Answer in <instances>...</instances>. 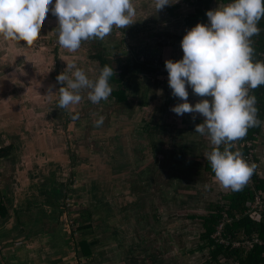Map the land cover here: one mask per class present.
I'll list each match as a JSON object with an SVG mask.
<instances>
[{"label":"rangeland","instance_id":"374dc122","mask_svg":"<svg viewBox=\"0 0 264 264\" xmlns=\"http://www.w3.org/2000/svg\"><path fill=\"white\" fill-rule=\"evenodd\" d=\"M178 3L180 7L173 13L167 11ZM216 3L211 9L218 7ZM134 6L133 24L125 29L115 27L101 48L109 65L119 73L116 65L125 60L141 58L150 66L148 54L138 55L134 49L143 46V50L154 52L155 46L151 66L157 71L127 75L120 84L110 83V96L99 103H92L87 90H81L83 98L71 111L57 105L56 91L62 82H57L56 76L67 63L87 70L90 78L99 74L101 62L92 58L96 49L90 39L82 41L74 52L62 48L55 29L57 18L51 11L30 41L23 34L12 39L0 36V88L4 92L0 106L5 110L10 106L8 117L0 110V147L16 143L15 153L0 166V200L5 199L9 213L7 218L0 215V264H150L149 253L166 255L167 249L177 264H193L195 259L204 264L209 255L198 238L202 217L212 212L211 207L226 204L223 198L232 189L214 178H204L200 171L195 186L178 184L175 174H181L176 173L172 159L181 157L179 152L199 138L206 141L200 142L204 148L213 146L205 135L194 132L195 125L204 119L202 115L172 112L178 98L171 91L166 102L155 98L171 90L165 82L164 62L182 57L180 36L189 29L187 17L196 7L184 0L158 12L151 3ZM137 40L141 44L136 45ZM132 77L133 82L154 86L148 98L151 103L146 101L154 108L144 104L139 91L134 94L128 88ZM123 89L142 104L137 106L140 109L127 93L125 102L114 95ZM191 93V103L204 98ZM75 113L79 116L74 120ZM101 115L103 123L97 125ZM151 120L152 125L157 124L155 132L148 128ZM165 121L168 132L161 136L158 126ZM153 145H165V152L158 168L149 169L150 181L145 179L143 167L148 163L146 151ZM251 146L257 151L256 143ZM123 149L129 154L122 158L124 166H118L116 160L126 156ZM188 164V160L183 163L187 168ZM128 189L132 193L126 195ZM132 203L134 207H130ZM262 213L254 212L253 217L260 220ZM82 224L91 227L82 231ZM144 227L151 228L147 237ZM84 241L94 245L93 254L79 260L75 249L81 253L79 245ZM154 258L159 264V257Z\"/></svg>","mask_w":264,"mask_h":264},{"label":"clouds","instance_id":"9594fccd","mask_svg":"<svg viewBox=\"0 0 264 264\" xmlns=\"http://www.w3.org/2000/svg\"><path fill=\"white\" fill-rule=\"evenodd\" d=\"M176 2L151 0L156 12ZM49 11L57 18L58 44L72 52L82 41L102 40L113 27L125 29L137 13L133 0H0V36L11 39L23 34L30 41ZM206 17V23L198 22L186 30L180 41L182 57L164 62L171 95L178 98L170 110L177 115L203 116L194 132L205 135L213 146L204 157L221 186L238 190L255 167L233 149L248 128L261 123L257 98L250 90L264 85V61L253 59L251 38L260 32L264 0H227L207 10ZM114 72L106 64L93 79L75 63H67L56 76L62 82L56 91L58 107L71 111L83 98L81 90H87L92 103L106 100L112 92L109 80ZM189 88L204 98L189 102ZM78 116L75 113L72 119ZM103 120L101 115L95 123L100 125Z\"/></svg>","mask_w":264,"mask_h":264},{"label":"trees","instance_id":"16d2710c","mask_svg":"<svg viewBox=\"0 0 264 264\" xmlns=\"http://www.w3.org/2000/svg\"><path fill=\"white\" fill-rule=\"evenodd\" d=\"M190 6L194 5L196 11L187 17V23L189 28L194 26L198 22H207L206 11L211 9L214 2L225 3L227 0H184ZM180 4H176L170 9L173 12L175 9L179 8ZM258 27L260 32L254 35L252 40L253 59L264 61V17L258 22ZM117 29V28H116ZM115 27L110 33L114 32ZM107 34V35H110ZM106 35V36H107ZM106 36L100 40L97 38H90L91 46L96 49L95 54L92 55L94 60H100L101 66L109 65L104 54L103 44L107 43ZM183 37V36H182ZM182 39V38H181ZM119 73L116 71L113 73L110 80L113 83L120 84L128 73L136 71L137 73L150 74L155 72V67L147 66L146 62L138 61L135 59L133 64L125 63L120 65ZM257 98L256 106L258 108L257 117L260 120L258 126L250 127L247 130V134L237 140L233 150L239 151L243 158L249 163V165H255L252 169V175H250V180H252L253 185L245 183L240 189L232 190V192L223 198L227 203L217 207H211L212 212L203 218V226L205 229V234L203 235V241H206L211 248V257L213 262L219 261L220 258H224L226 261H233L236 264H264V244L254 245L251 249L243 248H233L232 244L229 246L220 244V238L216 236L218 229L222 227L221 236L225 240L230 238L231 242L240 241L241 238L251 239L253 236H259L264 242V212L262 213V219L258 220L253 217L254 214H249L250 206L255 203L259 196L262 197L264 201V181L259 178L257 174V161L254 160V164H251V153L253 151V146L250 144L257 143L259 136L262 132V123L264 122V85L259 86L252 90V94ZM115 96L119 98L120 101H127L125 89L120 90L118 93H114ZM11 147V148H10ZM0 149V162L3 159L10 158L13 153H15L16 148L13 146ZM206 170L213 177L214 173L211 169L210 163H207ZM8 209L5 206V199L0 200V215L3 218L8 217ZM84 225V224H82ZM91 227V224L82 226L80 230H87ZM91 245L86 241L80 243L81 253H79V248L76 247L75 253L77 254V259L90 258L93 254ZM219 264V263H218Z\"/></svg>","mask_w":264,"mask_h":264},{"label":"crops","instance_id":"0c3cea01","mask_svg":"<svg viewBox=\"0 0 264 264\" xmlns=\"http://www.w3.org/2000/svg\"><path fill=\"white\" fill-rule=\"evenodd\" d=\"M140 1H142V2H140ZM133 3L135 4V3H137L139 6L137 7V8H139L140 7V4H143V5H146L147 3H151V0H133ZM152 4V3H151ZM179 4V3H178ZM219 3L217 2L215 5H218ZM174 5H176V4H174ZM173 5V6H174ZM213 5V4H212ZM173 6H171V7H168L167 8V11H170V9L171 8H173ZM179 7H180V5H179ZM171 13H173V12H171ZM190 29V28H189ZM185 34V33H184ZM183 34V35H184ZM183 35H181L180 36V40H181V38H182V36ZM3 37V36H2ZM13 37H11V39H12ZM1 41V40H0ZM136 42V41H135ZM1 43V42H0ZM139 45V44H141V43H139V40H137V43H136V45ZM1 45V44H0ZM147 50H148V48H147ZM156 47L154 46V48H153V51L154 52H152L151 50H149V52H147V51H145V50H143V46L141 47V48H139L138 47V49H134V51L138 54V52H139V54L138 55H140V52L142 53V54H148V55H146L147 57V59H148V61H150L151 63H150V66H151V64L153 63V56L155 57L156 56ZM137 59V58H136ZM135 61V59L132 61V62H129V60H125V62H122L120 65H123V64H125V63H130V64H133V62ZM138 61H139V59H138ZM140 61H143V60H141V58H140ZM147 63V62H146ZM120 65H116V68H119V66ZM88 69H90V68H88ZM155 71H157V68L155 67ZM86 72H87V70H86ZM127 75H129V77L130 76H135V75H137V72L136 71H133V72H131V73H128ZM126 75V76H127ZM133 80H134V77H132V78H129V80H128V83L131 85V87H129L128 86V88L129 89H132L133 91H134V94H135V92H138L139 91V93L140 94H142L143 96H144V98L143 99H141L143 102H144V104H146L147 105V103H146V101H148V103H151V102H149V100H148V98H149V95H150V92H152V90H154L153 88H154V86L153 85H151V83H143V85H141L139 82H133ZM160 80V79H159ZM168 81V79L165 81V82H167ZM109 82L110 83H113V80L111 81V80H109ZM168 83V82H167ZM156 84V83H155ZM189 90V94H190V92H191V88H189L188 89ZM125 91H126V93H127V90L125 89ZM170 91L171 90H165V92L164 91H162L161 93H160V95L158 94V96H157V94H156V99L158 100V99H161V100H163L164 102H166V100L168 99V97L170 96ZM127 95L130 97V95L127 93ZM191 95H194V93H191ZM130 99H134V102H133V105L135 106L136 105V107L139 105V106H142V104H139V103H137V101H136V99H135V97H133V96H131L130 97ZM170 102V100L168 101V103ZM131 106V103L129 102V104H128V107H130ZM153 107L154 108V106L155 105H150V104H148L147 105V107ZM157 106V105H156ZM135 107V108H136ZM138 108V107H137ZM138 109H140V108H138ZM156 111H158V109H156ZM160 113H156V116H158ZM154 119V116H153V118H152V120ZM152 120H151V123H150V125H148V128L150 129V130H153L154 132L156 131V126H157V124H153L152 125ZM264 123V122H263ZM263 123H262V126H263V128H262V132H261V135H260V137L258 138V143H256L257 144V151H254V156H255V159H256V161H257V170H260V173H258V171H257V174L259 175V178L262 180V181H264V125H263ZM168 128L169 127H167V122L165 121V123L161 126V127H159L158 126V129L161 131V136H163V133L165 132H168ZM187 136H189V135H187ZM194 136H197V135H195L194 134ZM150 138V137H149ZM202 141V143H205L206 141H203V140H201V138H199V139H196V141H194L193 142V145H192V147H188L187 149H182L181 151H180V148L183 146V143L181 144V145H179L178 147H177V150H179L180 152V154H181V157H176V158H174V162H173V159H172V163L174 164V167H175V169L177 170L176 171V173H180L181 174V176H179V175H177V174H175V177H176V179L177 180H179V182H178V184H187L188 186H195V182L196 183H198V180H199V178H200V176H201V174H202V176L204 177V178H207L208 177V180H210V179H212V178H214L215 179V177H213V176H211L210 174H209V172L206 170V167H207V163H209L207 160H206V158L204 157V152L205 151H210L211 150V148L212 147H208V145H206V148H204L203 146H201L200 145V142ZM159 146V147H158ZM164 146L165 145H153L152 147H150L147 151H146V155H147V160H148V163H147V165H148V167H147V165L145 166V167H143V175H144V177L146 176V178L145 179H148V180H150L151 178L150 177H148V176H150L149 175V169H151V167H156V168H158L157 167V163L160 161V159H161V157H162V155L164 154V152H165V149H164ZM121 152V151H120ZM123 153H124V155H126V156H123V157H121L120 159L118 158L117 160H116V164L118 165V166H122L123 165V163L124 162H122V158H125V157H127L128 156V150H126V149H123ZM194 153H198V155H195ZM189 155V157L190 158H188L186 155ZM193 155V156H192ZM163 158V157H162ZM116 158L114 157V160H115ZM187 160H188V168L186 167V165H183V163H185V161L187 162ZM2 162H0V166H3V163L1 164ZM201 163H203L204 164V167H201V170H200V166H201ZM124 166V165H123ZM187 170L188 169V171H186L185 173H183L184 172V170ZM199 171L201 172V174L199 173ZM131 173H133V171L131 172ZM207 174V175H206ZM151 181V180H150ZM209 182H211V181H209ZM148 183V182H147ZM219 184V183H218ZM183 185H182V187H183ZM133 192H136V189H135V187H133ZM187 190V189H186ZM189 190V189H188ZM130 190L128 189L127 191H126V195H127V192H129ZM131 192V191H130ZM132 193V192H131ZM130 193V194H131ZM227 195H229V193L227 194ZM227 195H225V196H227ZM127 199L129 200V199H131V198H129V197H127ZM54 204V203H53ZM134 205V203H132V204H130V207H134L133 206ZM136 206V205H135ZM136 208H137V206H136ZM203 218L204 217H202V221H203ZM203 226V225H202ZM145 228V227H144ZM151 232V228L150 227H147V228H145L144 230H143V235L145 236L146 235V237L148 236V233H150ZM205 229H204V226H203V228H202V230H201V233H199V235H198V238H199V240L202 242L201 243V246L203 247H205L206 246V249L208 250V253H209V255L206 257V259H205V261H203L204 262V264H236V263H234L233 261H226V260H223L224 258H220L219 259V261H217V262H213V260H212V257H211V248H210V246H209V244L206 242V241H203V235L205 234ZM206 250V251H207ZM154 251V250H153ZM169 254H171V256H172V253H171V251H170V249H167V253H166V255H164V254H161V255H159V256H157V255H155L154 254V252H151V253H149V257H148V262L150 263V264H157V261H155V258L154 257H159V264H167V262L168 261H170V262H173L174 264H177L176 263V260H175V258L174 257H171ZM151 256H153V257H151ZM204 257H205V255H204ZM197 261H198V259H195V260H192V263L193 264H197Z\"/></svg>","mask_w":264,"mask_h":264},{"label":"built area","instance_id":"2783aa9c","mask_svg":"<svg viewBox=\"0 0 264 264\" xmlns=\"http://www.w3.org/2000/svg\"><path fill=\"white\" fill-rule=\"evenodd\" d=\"M252 90L253 89L250 90V94H252ZM235 146L237 147L238 145L235 143ZM250 146H251V144H250ZM253 155H254V152L251 153V158H249V160H251V164H254V160H255ZM251 175H252V172H251ZM246 183L253 185V182H252V180H250V177ZM254 212H256V213L264 212V201H263L261 196H259L257 198L256 202L252 203L250 206L249 214L250 215L254 214ZM221 232H222V227H220L218 229V232L216 233V236L220 238V244L227 245V246L232 244V247L236 248V249H239V248L251 249L254 245H263L264 244L263 240L259 236H253L251 239L241 238L240 241L231 242L230 238L228 240H225L224 238H222Z\"/></svg>","mask_w":264,"mask_h":264},{"label":"flooded vegetation","instance_id":"af4514ba","mask_svg":"<svg viewBox=\"0 0 264 264\" xmlns=\"http://www.w3.org/2000/svg\"><path fill=\"white\" fill-rule=\"evenodd\" d=\"M4 92L2 91V89L0 88V94H3ZM1 96V95H0ZM9 106V105H8ZM1 107V106H0ZM9 108H10V106H9ZM8 108V109H9ZM5 110V109H2V107L0 108V110H1V112H2V114L4 115V116H6V117H8V114H9V110ZM6 129V128H5ZM6 131H8V129L6 130ZM2 140V137L0 138V141ZM10 146H13V147H15L16 148V143L15 142H12V143H10V145L9 146H6V147H10ZM6 147H0V149H2V148H6ZM8 159V158H7ZM6 159V160H7Z\"/></svg>","mask_w":264,"mask_h":264},{"label":"bare ground","instance_id":"6f19581e","mask_svg":"<svg viewBox=\"0 0 264 264\" xmlns=\"http://www.w3.org/2000/svg\"><path fill=\"white\" fill-rule=\"evenodd\" d=\"M55 74H56V72H55ZM254 94V93H253ZM11 148V147H10ZM85 223V222H84ZM57 238H59V237H57ZM58 241V240H57Z\"/></svg>","mask_w":264,"mask_h":264}]
</instances>
